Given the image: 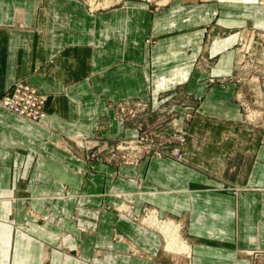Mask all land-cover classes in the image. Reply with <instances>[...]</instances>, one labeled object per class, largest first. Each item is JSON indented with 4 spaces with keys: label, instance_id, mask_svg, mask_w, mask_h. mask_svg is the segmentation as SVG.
Instances as JSON below:
<instances>
[{
    "label": "crops",
    "instance_id": "crops-1",
    "mask_svg": "<svg viewBox=\"0 0 264 264\" xmlns=\"http://www.w3.org/2000/svg\"><path fill=\"white\" fill-rule=\"evenodd\" d=\"M166 1L92 13L84 0H0V96L20 79L48 95L41 122L0 108V264H264V139L243 124L233 78L264 7ZM177 87L199 103L187 162L114 166L64 148L67 135L134 134L109 104ZM118 202L156 208L187 250Z\"/></svg>",
    "mask_w": 264,
    "mask_h": 264
},
{
    "label": "rangeland",
    "instance_id": "rangeland-1",
    "mask_svg": "<svg viewBox=\"0 0 264 264\" xmlns=\"http://www.w3.org/2000/svg\"><path fill=\"white\" fill-rule=\"evenodd\" d=\"M88 1L84 0L87 8H89ZM124 1L122 0L121 3ZM144 1L156 8L162 6L166 0ZM257 2L264 7V0H257ZM262 10L264 11V8ZM236 48L240 57L237 65L238 74L233 78L240 86L236 98L242 109V122L248 130L261 133L264 139V25L261 24L259 28L246 25L244 33L238 38ZM20 80L33 85L26 79ZM39 90L44 93L41 89ZM109 106L117 121L129 124L136 130L134 134L108 137L96 131L93 134L67 135L63 143L64 148L75 157L84 158L91 163L102 161L114 166H137L147 158L156 157L187 162L186 151L191 136L190 126L199 108V103L195 102L194 97H190L177 87L163 91L154 102L139 98H125L112 101ZM45 117L39 121H32L41 122ZM110 208L118 216L134 217L138 221L151 210L158 212L154 207L145 206L137 215L133 207L125 202L114 203ZM131 209L132 214L126 212ZM171 233L173 234L172 231ZM164 238L167 239L166 236ZM174 238L166 240V243L168 244V241ZM121 240H123L122 237ZM175 250L169 251L179 253Z\"/></svg>",
    "mask_w": 264,
    "mask_h": 264
},
{
    "label": "built area",
    "instance_id": "built-area-1",
    "mask_svg": "<svg viewBox=\"0 0 264 264\" xmlns=\"http://www.w3.org/2000/svg\"><path fill=\"white\" fill-rule=\"evenodd\" d=\"M46 102L47 95L35 86L20 80L0 98V107L31 120L39 121L46 116Z\"/></svg>",
    "mask_w": 264,
    "mask_h": 264
},
{
    "label": "bare ground",
    "instance_id": "bare-ground-1",
    "mask_svg": "<svg viewBox=\"0 0 264 264\" xmlns=\"http://www.w3.org/2000/svg\"><path fill=\"white\" fill-rule=\"evenodd\" d=\"M122 0H89V10L94 13L97 11H101V10H105V9H109L112 7L117 6L118 4L121 3ZM46 107V106H45ZM3 108V107H0ZM5 109V108H4ZM129 214H132L133 211L128 210L126 211ZM143 221L145 223H147L149 226L163 232L164 236L167 237V240L175 237L174 239L168 241L167 244V248L170 250H177V251H185L187 250V246L180 242L178 238L179 237V232H180V228L177 224L172 223L171 221L167 220V219H163L160 217L159 213L156 210H151L149 211L143 218ZM178 230V231H176ZM171 231L173 232V234L171 233ZM184 241V240H183ZM175 250V251H176ZM190 249H188L189 251ZM186 251V252H188Z\"/></svg>",
    "mask_w": 264,
    "mask_h": 264
}]
</instances>
